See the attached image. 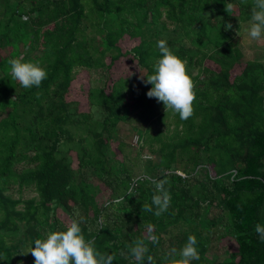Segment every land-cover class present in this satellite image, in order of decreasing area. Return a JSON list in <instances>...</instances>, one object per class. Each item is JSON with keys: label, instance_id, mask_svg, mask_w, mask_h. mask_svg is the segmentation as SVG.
Here are the masks:
<instances>
[{"label": "trees", "instance_id": "trees-1", "mask_svg": "<svg viewBox=\"0 0 264 264\" xmlns=\"http://www.w3.org/2000/svg\"><path fill=\"white\" fill-rule=\"evenodd\" d=\"M228 3L237 13L225 11ZM252 7L253 0H0V51L6 52L0 58V264H35L31 252H22L69 225L58 208L72 221L83 216L85 239L114 255L113 264H137L121 252L138 239L156 264H173L166 253L176 248L179 260L190 235L200 256L190 264H264V241L255 232L257 223L264 225V64L239 63L235 40L241 24L252 22ZM123 38L134 46L123 50ZM159 40L193 79L196 100L187 120L149 98L152 85L138 73L111 77L123 57L154 74ZM13 58L38 63L47 78L39 87H21L10 77ZM79 71L88 74L84 111L69 97ZM121 124L132 131L129 143L141 136L136 157ZM144 148L153 164L141 159ZM131 158L141 164L139 176ZM161 180L171 200L156 216L153 181ZM100 188L110 192L102 204ZM23 189L34 195L23 199ZM145 204L153 211H144ZM212 210L214 231L202 225ZM215 240L228 258H208ZM227 240L236 251L222 245Z\"/></svg>", "mask_w": 264, "mask_h": 264}, {"label": "clouds", "instance_id": "clouds-1", "mask_svg": "<svg viewBox=\"0 0 264 264\" xmlns=\"http://www.w3.org/2000/svg\"><path fill=\"white\" fill-rule=\"evenodd\" d=\"M225 11L233 14V5L226 4ZM251 21L247 35L252 41L259 42L264 38V0H253ZM231 28L230 23L225 25V30ZM156 47L161 53V58L153 65L154 74L145 75L140 71L139 79L145 84L152 85L147 91L149 98H156L158 102H162L166 112L170 110L179 114L181 120H187L193 115V103L196 100L193 79L187 72L185 62L170 50L167 41H157ZM8 64L11 79L17 81L25 89L33 86L39 87L47 78L46 70L38 63L13 58L8 61ZM166 182L164 180L153 181L159 193L152 197L156 216L167 211L170 204L171 196L164 187ZM122 200L123 198H120L113 203L120 204ZM152 205H143V210L153 211ZM76 217L78 219H73L65 230L47 233L45 239H36L35 247L31 246L27 252L22 253L26 255L31 252L35 264H113L114 255L99 253L95 249L94 240L85 239L81 228L84 218L80 213H76ZM255 232L259 239L264 241V225L257 223ZM149 239L152 244L158 243L156 236H151ZM196 243V237L190 235L187 243L179 250V260L175 259L176 248L169 249L166 256L173 259V264H190L191 261L200 258ZM121 256H130L137 261V264H144L145 260L156 264L154 258L148 254V247L143 239L136 240L133 245L129 246L128 252H121Z\"/></svg>", "mask_w": 264, "mask_h": 264}, {"label": "rangeland", "instance_id": "rangeland-1", "mask_svg": "<svg viewBox=\"0 0 264 264\" xmlns=\"http://www.w3.org/2000/svg\"><path fill=\"white\" fill-rule=\"evenodd\" d=\"M233 11H235V13H237L236 10H233ZM250 24H251V22L242 23L240 30L238 32L239 34L237 33L236 38H235V40L238 43V46L241 49L242 55H243V57L239 63H244L245 61L249 60V61H258V62H261L264 64V38H262V40L259 42L252 41L247 35V29L249 28ZM148 29L149 28L147 27L146 31ZM151 32H152L151 37H153L154 31H151ZM134 43L135 42L130 40L129 38H125V39L123 38L120 41V44H121V47L123 50H129L130 48H132V46H134ZM9 49H10L9 47L3 48V50H6V51H8ZM5 53L6 52L0 51V58L4 57ZM206 64H208L211 67H215V64L210 60H207ZM133 72L138 73L139 76L141 75V72L144 74V70L141 69V72H140V70L136 67V65L131 62L129 57H123L120 61L114 63V65L111 68L110 74H111V77L113 79H118L119 77H127L128 75H130ZM233 74H234V72L232 73V75ZM91 75L95 79H99L97 75L92 74V73H91ZM138 80H140L139 77H138ZM110 84H111V82H109V85ZM87 87H88V74L85 73L84 71H79L78 74L76 75V77L74 78V80L72 81V84H71L72 94L69 97L70 98H76L79 101L80 110H82V111L87 109V102H86L87 99L85 97L86 96L85 91H86ZM170 120H172V119L171 118L166 119L165 123H169ZM120 127L125 129L123 140L125 141V143L128 144L129 143L128 138H131L133 135L132 131L126 125L122 126V124H121ZM163 127H165V126H163ZM137 134L138 133L134 134V136ZM129 144L131 145L130 157L138 156V155H136L137 154L136 149H138L140 147V145L142 144L141 136H140V141H137L136 143H133L132 141H130ZM140 155H141L142 160L146 159V160H150L152 164L154 163V159H153L154 157L151 156V152L147 148H144L143 151L140 153ZM131 160L133 161L132 167H134V169H135V173H136L135 176H137V175L139 176V174H141V169L139 167V166H141V164L136 165V158H131ZM91 176H92V174H90V181L93 184H98L99 180H97ZM97 191L99 192V194L97 195V200L100 202V204L105 203L109 199V193L110 192L107 191V189H105V188L103 190H101V188H100V191L97 189ZM12 192H13L14 197H17L19 195V193L16 190H12ZM20 194H21V197L23 199H25V198L33 196L34 192L31 191L30 189H23ZM57 210H58L57 215L61 220H63L67 224H70L72 222V219L70 218V216H67L65 214L63 208H58ZM207 210H209V208ZM212 213H213V210H212V212H208L206 214V216L203 218L202 225L205 228H207V229L211 228V229H213L212 231H214L217 228L212 227V225L215 223L212 219ZM263 219H264V213H263ZM219 245L220 244L218 243V241L215 240L211 245V250L207 254L208 258L213 262L215 260H223V259L228 258V255L225 251L219 250V248H218ZM222 245L225 247H228L229 249L234 248V251H236V249H237L236 246L234 247V243L229 241V240L224 241L222 243Z\"/></svg>", "mask_w": 264, "mask_h": 264}, {"label": "built area", "instance_id": "built-area-1", "mask_svg": "<svg viewBox=\"0 0 264 264\" xmlns=\"http://www.w3.org/2000/svg\"><path fill=\"white\" fill-rule=\"evenodd\" d=\"M137 141H138V138L135 137V138H134V143H136ZM236 173H237V171L235 170V171H234V175H235Z\"/></svg>", "mask_w": 264, "mask_h": 264}]
</instances>
